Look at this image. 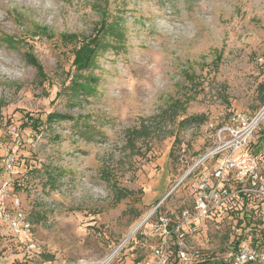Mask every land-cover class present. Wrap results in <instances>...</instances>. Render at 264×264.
<instances>
[{
  "label": "rangeland",
  "instance_id": "1",
  "mask_svg": "<svg viewBox=\"0 0 264 264\" xmlns=\"http://www.w3.org/2000/svg\"><path fill=\"white\" fill-rule=\"evenodd\" d=\"M103 23L117 38L77 72L74 48ZM261 85L264 0H0V183L11 181L8 200L20 199L43 250L31 255L0 223V264H103L116 252L111 264H140L164 236L160 218L179 226L172 244L199 253L182 262L174 244L168 264L221 262L237 216L182 212L222 130L264 107Z\"/></svg>",
  "mask_w": 264,
  "mask_h": 264
},
{
  "label": "built area",
  "instance_id": "2",
  "mask_svg": "<svg viewBox=\"0 0 264 264\" xmlns=\"http://www.w3.org/2000/svg\"><path fill=\"white\" fill-rule=\"evenodd\" d=\"M263 118L264 107L252 118L235 116L234 123L222 130L225 137H219L218 145L206 154L196 167L213 160L216 164L212 171L203 174L193 184L194 206L182 212V217L186 220L191 219L192 215L193 219L198 220L216 219L225 213L229 218L236 215L237 221L242 218L240 213L247 212L252 220L258 222L259 236L249 240L246 239L242 228L237 226L233 245L223 255L221 262L224 264H264V243H261V240L264 241V176L259 171L258 159L246 150ZM12 166L8 161L7 167L12 169ZM11 189L10 180L0 183V223L10 229L31 255L42 254V247L34 237L33 222L25 213L20 199L13 197L8 200ZM160 220L166 227L164 236L154 248L152 259H146L140 264H168L174 255V244L177 246L175 255L182 262H191L199 257L198 252L190 251L181 242L172 244L171 240L180 236L179 226L171 228L168 219ZM115 254L103 264H111Z\"/></svg>",
  "mask_w": 264,
  "mask_h": 264
},
{
  "label": "trees",
  "instance_id": "3",
  "mask_svg": "<svg viewBox=\"0 0 264 264\" xmlns=\"http://www.w3.org/2000/svg\"><path fill=\"white\" fill-rule=\"evenodd\" d=\"M117 31H118V25L112 26V25H108L107 23H103L100 30L97 33V36L95 35L92 37H87L85 41L81 45H79V47L74 48L73 66L76 69V71L84 72L87 71L89 68H91V66L95 63L98 53L106 45L104 42L105 40L104 36H107L109 34L111 38H117ZM63 38L76 39L78 37L76 35L74 36L63 35ZM260 87L264 90V85H261ZM74 88H75L74 91L76 93H83L91 90L92 86L86 82L84 84L77 85ZM262 104L264 106V98H262ZM51 115L48 117V121L53 118L56 119L62 118L61 116H54L55 114H53L52 116ZM194 121H198V119L195 118ZM261 131L262 130H259L257 133H255L257 135V139L255 140L254 143H251L246 149L248 152H250L255 156L259 155L263 151L262 149L264 148V131L262 132ZM191 175H193V173ZM119 193L121 194V196L118 194L119 200L123 198H127L130 195V193H127L126 195H122L123 193L122 190H120ZM159 202L160 200H158V203ZM231 215H233V213H231ZM239 216L242 218L239 219V221H237L238 222L237 225L242 228V232L244 233L246 230H248V228L252 227L251 224L253 223L252 222L253 220L251 219L250 215H248L247 212L240 213ZM250 230H253V228H251ZM261 243L263 244L264 241L261 240ZM203 264H224V263L220 261L218 263H214V262L208 263L205 261Z\"/></svg>",
  "mask_w": 264,
  "mask_h": 264
},
{
  "label": "bare ground",
  "instance_id": "4",
  "mask_svg": "<svg viewBox=\"0 0 264 264\" xmlns=\"http://www.w3.org/2000/svg\"><path fill=\"white\" fill-rule=\"evenodd\" d=\"M150 214L151 213L147 214L138 224H136L132 228L130 236H133L138 231V229L145 223L146 219L149 217Z\"/></svg>",
  "mask_w": 264,
  "mask_h": 264
},
{
  "label": "water",
  "instance_id": "5",
  "mask_svg": "<svg viewBox=\"0 0 264 264\" xmlns=\"http://www.w3.org/2000/svg\"><path fill=\"white\" fill-rule=\"evenodd\" d=\"M195 167H196V166H195ZM195 167H194V168H195ZM194 168H193V169H194ZM191 172H192V171H190V172L186 175V177H187ZM179 184H180V183H179ZM179 184H178V185H179ZM174 190H175V188L171 191V193H172ZM171 193H169V194H168V195H167V196H166V197L160 202V204L154 209V211L151 212V214H150L149 217L146 219V221L152 216L153 213L156 212V210L159 208V206H160V205H161V204H162V203H163V202L169 197V195H170ZM146 221H145V222H146Z\"/></svg>",
  "mask_w": 264,
  "mask_h": 264
}]
</instances>
